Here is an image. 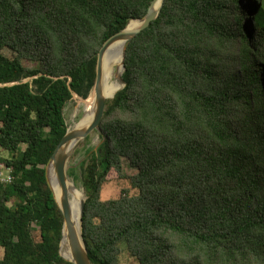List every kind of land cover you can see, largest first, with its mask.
Listing matches in <instances>:
<instances>
[{
    "label": "trees",
    "instance_id": "1",
    "mask_svg": "<svg viewBox=\"0 0 264 264\" xmlns=\"http://www.w3.org/2000/svg\"><path fill=\"white\" fill-rule=\"evenodd\" d=\"M151 1L0 0V166L12 176L0 182V264H73L58 252L63 215L44 166L103 42ZM261 1L164 0L128 43L125 86L81 172L92 264L122 252L129 264H264ZM123 159L137 193L100 200Z\"/></svg>",
    "mask_w": 264,
    "mask_h": 264
},
{
    "label": "water",
    "instance_id": "2",
    "mask_svg": "<svg viewBox=\"0 0 264 264\" xmlns=\"http://www.w3.org/2000/svg\"><path fill=\"white\" fill-rule=\"evenodd\" d=\"M163 1L164 0H152L150 5L148 6L146 13L141 18L129 20L124 28L114 33L103 42L101 48L97 53L95 65V80L88 95L89 99L93 101V115L91 119L86 123L81 124L80 121H78L72 128H69L67 126L65 134L56 145L53 153L44 166L47 185L51 190L54 199L63 215L61 239L58 246V252L63 259L70 261L73 264L92 263L89 259L85 242L82 236V216L86 199L85 194L83 195L82 193V197L79 200V223L77 228L75 227L71 219V211L69 207L67 192V182L69 181L68 170L70 161L76 148L91 134V132H100L99 123L103 116L106 100L113 98L116 92L125 86V81L123 80L122 75H120L119 81L121 83V86L109 97L103 94V57L108 49L121 42V67L124 71V50L126 49L131 39H133L143 29L147 28L150 23L158 17ZM74 96L77 95L73 93L72 98ZM81 100L85 101L86 98H81ZM50 173L53 174L54 181L60 189L58 197L56 196L53 189ZM63 244H66L67 246L70 253V258H65L61 254L60 250Z\"/></svg>",
    "mask_w": 264,
    "mask_h": 264
},
{
    "label": "rangeland",
    "instance_id": "3",
    "mask_svg": "<svg viewBox=\"0 0 264 264\" xmlns=\"http://www.w3.org/2000/svg\"><path fill=\"white\" fill-rule=\"evenodd\" d=\"M262 9L264 12V0L261 1ZM26 66H32L30 62H24ZM116 72H121V66L116 64L115 65ZM116 85V83H115ZM84 111H85V104L82 102L79 96H74L70 98L64 107V117L66 124L69 128H72L75 123L78 121H82L84 118ZM100 136L97 131L91 132V134L81 142V144L76 148L74 151L69 170L72 172V175L69 174V182L74 184L76 189L83 195V188L81 182V172L84 166V163L87 161L88 156L94 151L97 146L100 144ZM0 154L4 157L8 156V153L4 150L0 149ZM122 168L124 177L118 176L114 171H111L106 181H104L100 186V200H109V199H116L122 193L123 190H127L130 195H134L137 193L136 189L131 188L128 180V176L133 175L136 173V170L129 167L126 160L123 159L122 161ZM0 171L6 173L5 167L3 165L0 166ZM2 254V249L0 248V256ZM119 261L121 264H129L130 259L126 252H122L119 255Z\"/></svg>",
    "mask_w": 264,
    "mask_h": 264
},
{
    "label": "bare ground",
    "instance_id": "4",
    "mask_svg": "<svg viewBox=\"0 0 264 264\" xmlns=\"http://www.w3.org/2000/svg\"><path fill=\"white\" fill-rule=\"evenodd\" d=\"M109 55V56H108ZM108 56V57H107ZM106 59V60H105ZM118 64L121 66V42L116 44L114 47H111L105 52L103 57L102 64V92L105 96H111L120 86L121 83L119 81V76L122 75L123 69L121 67V72L117 73L115 70V65ZM116 83V85H115ZM116 88V89H115ZM85 104L84 118L80 122L86 123L89 121L93 115V101L89 99L87 96L85 101H82ZM50 178L52 181L53 189L55 191L56 196H59L60 189L56 182L54 181L53 174L50 173ZM67 192H68V200L69 207L71 211V219L75 227H78V216H79V200L82 197V194L76 189L74 184H71L69 181L67 182ZM61 254L65 258H70L69 250L66 244L62 245L60 250Z\"/></svg>",
    "mask_w": 264,
    "mask_h": 264
},
{
    "label": "built area",
    "instance_id": "5",
    "mask_svg": "<svg viewBox=\"0 0 264 264\" xmlns=\"http://www.w3.org/2000/svg\"><path fill=\"white\" fill-rule=\"evenodd\" d=\"M6 173H3L2 171H0V182H10L12 179V176L10 174V170L9 169H5Z\"/></svg>",
    "mask_w": 264,
    "mask_h": 264
}]
</instances>
